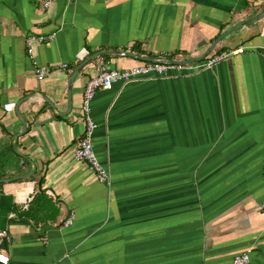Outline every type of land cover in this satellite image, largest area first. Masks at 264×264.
I'll list each match as a JSON object with an SVG mask.
<instances>
[{"label":"crops","instance_id":"1","mask_svg":"<svg viewBox=\"0 0 264 264\" xmlns=\"http://www.w3.org/2000/svg\"><path fill=\"white\" fill-rule=\"evenodd\" d=\"M264 0H0V250L8 264H264ZM48 68L36 77L26 52ZM89 102L97 180L73 149L91 66L195 59ZM88 60V61H87ZM199 60V61H198ZM86 61L70 83L78 65ZM66 64V68L61 67ZM41 179V182L39 180ZM42 190L49 205L33 207ZM28 204L26 207L25 205ZM71 218V223L63 222Z\"/></svg>","mask_w":264,"mask_h":264},{"label":"built area","instance_id":"2","mask_svg":"<svg viewBox=\"0 0 264 264\" xmlns=\"http://www.w3.org/2000/svg\"><path fill=\"white\" fill-rule=\"evenodd\" d=\"M39 1L42 8L47 9L53 0ZM50 38L52 37H44L43 35H27L25 38L27 54L34 60L33 43L35 41L43 42ZM235 52L237 51L223 52L209 57H204L200 61L198 60L199 62L195 66H193L191 63H171L168 61L169 58L166 57H157L153 61H142L141 63L126 69L109 68L107 65L101 62L93 63L90 70V76L84 85L82 93V109L84 111V115L86 116V128L73 149V158L77 161L85 163L88 170L94 173L98 181L107 182L109 178L108 170L104 165H102L93 150L92 133L96 128V123L92 121L88 115L89 102L94 98L98 90L109 89L115 83L128 82L141 76H163L169 70H182L195 67H212L216 63L226 59L228 56L235 54ZM33 64L37 79H44L47 75L48 68L44 65L38 64L36 60L33 61ZM66 66L67 65L65 63L61 65L63 69H65ZM25 206L27 207L28 204ZM71 218L72 217L66 219L63 222V225L68 226L72 221ZM0 235L2 236L4 233L0 232ZM9 261V255L0 250V264H8ZM228 264H251L249 251L236 254Z\"/></svg>","mask_w":264,"mask_h":264},{"label":"water","instance_id":"3","mask_svg":"<svg viewBox=\"0 0 264 264\" xmlns=\"http://www.w3.org/2000/svg\"><path fill=\"white\" fill-rule=\"evenodd\" d=\"M263 17H264V12L260 13L259 15H257L256 17H254V18H252V19H250L248 21H242V22L238 23L237 25H235L234 29L239 28L242 25H247V24H250V23H254V22L260 20ZM212 47H213V45L203 54V56L200 58V60L202 58H204L205 55H207V53L212 49ZM102 54H121V55L130 56V57H136V58H138L140 60H143V61H153V60H155V58L142 56V55L131 53V52H123V51H108V52H103ZM168 61H170L171 63L187 64V63L194 62L195 59H182V60L169 59ZM85 64H86V61H84L80 65H78V67L76 68V70L73 72V74L70 77V83L72 82V80L75 77V75L78 73L79 69L82 66H84Z\"/></svg>","mask_w":264,"mask_h":264},{"label":"trees","instance_id":"4","mask_svg":"<svg viewBox=\"0 0 264 264\" xmlns=\"http://www.w3.org/2000/svg\"><path fill=\"white\" fill-rule=\"evenodd\" d=\"M39 182H41V179L39 180ZM46 193H44V191L39 190L32 198V200L29 203V208L26 212V214L28 215V217L30 219H33L35 222L41 220V221H46V220H53L55 219V217L58 214V209L55 207V205L53 204L54 202L52 201V199L48 196L46 197ZM39 205V209L40 211H44V209L46 208V205H49V209H50V215L48 214L46 217L44 218H40L39 220L33 217V207L34 205ZM44 208V209H43ZM45 214H47L44 211Z\"/></svg>","mask_w":264,"mask_h":264},{"label":"rangeland","instance_id":"5","mask_svg":"<svg viewBox=\"0 0 264 264\" xmlns=\"http://www.w3.org/2000/svg\"><path fill=\"white\" fill-rule=\"evenodd\" d=\"M207 57H209V55Z\"/></svg>","mask_w":264,"mask_h":264}]
</instances>
